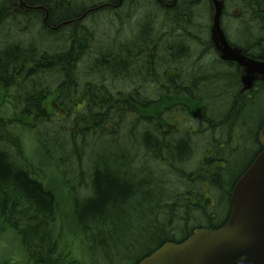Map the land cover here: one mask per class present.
<instances>
[{
  "label": "trees",
  "instance_id": "trees-1",
  "mask_svg": "<svg viewBox=\"0 0 264 264\" xmlns=\"http://www.w3.org/2000/svg\"><path fill=\"white\" fill-rule=\"evenodd\" d=\"M38 1L40 0L31 2ZM53 1V4L47 6L50 11L49 13L47 10V24L55 27L52 12L61 8L65 10L66 6L67 10L57 24L66 20L70 21V25L49 31L51 39L44 43L47 45L52 41L54 55L56 58L61 55L62 60L56 59L54 66H47L50 61L40 55L36 56L37 51L31 46L23 52V59L30 64L19 76L20 70L15 67L13 57H7L5 52L0 53V72H4L7 77L11 71L15 78L14 85L6 87V84L2 85L0 78V139L2 136L4 138L3 141L0 140V146L3 144L4 147L0 151V211L12 214L11 211L14 210L20 221L24 209L36 211V215L24 213L27 227L22 232L17 231L30 261L33 264L61 262L59 258L54 259L58 255L60 243L56 234L58 224L54 223L56 215H60V222L67 210L75 228L73 233L79 236V241L83 243L82 250L89 255L88 261L91 264H116V260L111 257L113 247L117 252L118 249H123L124 252H118L123 255L148 246V252L144 256L126 261V264H134L163 243L176 242V230L187 233V229L177 227L176 222H196L193 227L209 225L213 230L221 228L228 219L230 208L227 218L222 222L211 214L213 221L201 224L194 216L198 215V208L202 207V204L190 203L192 195L200 193L196 191L200 186L196 175H210L217 184V191L220 189V195L227 189L224 178L226 174H220L225 171L228 161L216 159L221 166L215 170L214 156L210 154L215 151L214 144L221 157L228 153L231 141H236L241 136L236 130L238 124L243 123L241 120H244V115L239 110L249 107L247 103L253 101L240 94L241 83L236 66L221 62L215 56L210 60L206 59L211 55V43L201 0H178L165 7H159L157 0H125L124 6L128 7V11L121 23L129 25L128 28L120 26V29L104 26L114 20L117 12L106 14L107 19L113 18L108 22L102 14L91 17L89 21L92 26L87 28L89 21L83 19V13L91 6L92 0ZM93 1L96 4L102 0ZM224 1L228 9L223 16L224 27L231 42L252 57H264V0ZM38 11L22 15L23 19L15 12L11 18L16 22L20 20L22 24V21L35 19L37 24V17L41 16ZM234 12L236 15L233 16ZM230 19L236 28L235 36L227 28ZM8 20L1 18L0 27L3 28ZM41 20L43 21V16ZM131 27L134 34L137 31L143 36L161 37L168 49L150 60L151 54L140 53L135 48L136 40L131 35ZM179 28L182 33L178 31L179 35H176ZM32 29L27 27L17 31L27 34ZM43 29L48 30V27L44 25ZM169 34H173L170 39L167 38ZM60 35L62 39L59 38ZM171 46L176 47L172 49L174 51L170 49ZM11 49L12 46L5 51L8 53ZM87 49H96L99 53L94 58H87L84 54ZM180 49L186 50L191 55L190 59H180ZM184 63L190 69L185 70ZM44 71L49 77H54L45 88L38 89L28 74ZM198 74H202V80ZM7 79L12 78L9 76ZM217 86L219 94L228 90L237 95L238 109L233 108L230 112L211 117L212 100H207V103L204 100L206 97L211 99L216 96L209 95L211 91H217ZM257 101L258 99L254 100ZM224 104L229 105L226 101ZM252 107L254 110L258 108ZM60 113L64 116H58ZM128 113H132L135 119L141 117L144 119L143 123L161 131L155 133V141L150 147L134 146L131 157L128 156L133 148L130 143L121 147V154L116 149L113 150L116 142L114 139L126 138L124 122ZM51 114L55 117L51 118ZM102 115L107 117L101 119ZM183 119L198 120L199 129L193 133L194 137L205 143L201 151L194 139L183 138L185 134L193 137V133L183 125ZM2 121L9 123V126L4 127ZM171 122L179 125L180 129H175ZM15 125L18 128L7 129ZM104 125L108 127L103 131L110 137H102L101 129ZM117 126L124 129L116 131L114 128ZM23 134L30 136L29 141L40 152L42 149L46 150L48 156L45 159L55 162L60 171L67 168L63 171V175L69 180L64 186V190L68 189L65 203L61 204L49 191L48 182L43 181V178L46 179L45 175L37 178V173L41 170H31L27 162L24 163L29 167L11 163L8 148L13 147L16 153L19 152ZM217 136L221 138L219 141L216 140ZM104 138L114 142H109L106 147L108 149L101 150L98 146ZM140 162L144 163L142 167ZM86 163L89 164L85 166ZM103 164L113 174L100 175L97 167ZM84 166L90 171L89 178L94 183L91 194L85 192V197L80 191L83 188L81 181L89 179L85 177ZM138 166L148 178L143 184L131 186L127 176L132 175L125 171L131 168L135 173L134 167ZM116 173L125 183L119 180ZM132 178L135 180L134 176ZM171 178L181 182L185 201L180 202L182 200L176 194L166 193L161 195L164 201H158L157 206L153 207L151 197L156 196V193H163ZM127 201H131V206L126 205ZM62 208L67 210L63 211ZM203 211L206 212V209ZM207 215L203 214L206 220ZM32 222H36L32 225L38 224L32 239L39 243L29 239L28 228ZM128 222L132 225L129 228ZM7 229L16 231L12 227ZM187 231L184 238L191 233V230ZM87 244L97 245L91 248L94 256H91ZM44 245L49 248L46 257L41 252ZM97 250L104 254L102 262L96 257ZM125 259L120 258V262Z\"/></svg>",
  "mask_w": 264,
  "mask_h": 264
},
{
  "label": "rangeland",
  "instance_id": "rangeland-1",
  "mask_svg": "<svg viewBox=\"0 0 264 264\" xmlns=\"http://www.w3.org/2000/svg\"><path fill=\"white\" fill-rule=\"evenodd\" d=\"M200 4L203 6L202 10H204L206 12L205 15H206L207 19L205 20V22L207 23V26H210L211 17L213 16L212 15L213 14L212 3L210 2V0H201ZM205 5H207V7L204 8ZM234 15H236L235 12H234L233 16ZM11 19L12 18H10L9 20H11ZM231 20L232 19L228 20L227 28L229 29L230 33L233 34L232 36H235L236 35V32H235L236 28L234 27L233 22L231 23ZM22 22H23L25 28L32 27L35 24L34 20H31L30 24L25 22V21H22ZM18 26H19V22L12 21L11 28L15 34L18 33L15 31V30H17ZM19 35L18 36L20 38L22 34L19 33ZM24 39L27 40L26 37H24ZM210 59L211 58L209 57L208 60H210ZM262 93L264 95V90ZM211 95H216L210 99V102L212 100L211 106H213L215 108V113L217 112L214 115H212L210 113L211 117L218 116V115L224 113L225 111L229 112L227 110V106H225L224 101H223L224 96L219 94V87L217 88V91H211L209 96H211ZM205 100H206V102H205ZM205 100H204V103H207V97ZM248 106L249 107H244L242 109V114L244 115V120H243L242 124H243L244 128L240 124H238L239 129L237 131L239 132L241 129V133H243V134H241V139L239 140V142L236 146H232L236 143V141H231V145L229 146L228 153L226 152V155L224 154V157L226 156V160L228 161V163L226 164L225 171L224 172L222 171V174H220V176H223L224 173L226 174L224 178L226 179V188L227 189H225L221 193V195L218 197L219 191H216L215 187H214L215 188L214 192H212V193H210L212 191V188L207 189V187H208L207 183L211 184L212 179H208L207 177L205 178L204 176H203V178L200 177V181H201L200 185L204 186L205 190L207 191L206 193H203V190L201 188V190H200L201 194H207V197L209 200H211V202H212L211 205H213V207L215 206V200H214L215 198H216V200L219 198V200L221 201V204H220V202L218 200L217 206L215 208H212L215 215L218 218H220L221 222L227 217L228 210H229L228 191L230 190L231 186L233 185V183L235 182L237 177L252 162V160L255 158V156L257 155L258 150H259L258 144L256 141V134H257L258 128L260 126V123L264 120V99L259 102V107L257 108V112H255L254 108L251 105H248ZM9 107H11V105H9ZM58 116L63 117L64 115L60 113V114H58ZM50 117L54 118L55 116H53L51 114ZM183 125L185 126V128L187 130L188 129L198 130L197 129L198 123L192 122L191 120L185 121V124L183 123ZM177 127L178 126L175 125V128H177ZM247 127H249V130L246 129ZM192 135H193V137L187 136L185 134L183 136V138L194 139L195 143L200 145L198 148L201 151V149L204 147L205 143L202 140L198 139L197 137H194V134H192ZM121 137H124V136H121ZM29 138H30L29 135H25V134L22 135L21 145L19 147L18 163H22L24 165H27L26 163H24V162H27L31 166V167H29L27 165L30 169H32V170L41 169L42 174H40V176L45 175L46 179L43 178V181L48 182L49 191H51L55 195L56 199L61 204L65 203L66 190H68V189L64 190V186H66V184L69 180H67L65 178V176L63 175V173L65 174V172H63V171H66L67 168H63V171H60L59 167H57L55 162L52 163L50 159H45V157L48 156V153L46 150L42 149L41 155L37 150H35V152H33L30 149L31 146H29L31 143L29 141ZM220 139H221L220 136H217L216 140L219 141ZM115 143L117 144V142H114V144ZM31 144H33V143H31ZM108 144H109V142H102V144H99L98 148L101 150L108 149V148H106L108 146ZM215 156H219V158H222L220 155H218V153H216L214 155V157ZM222 159H224V158H222ZM213 165H214L213 168L218 167L220 165V162L215 161V162H213ZM84 171L86 172L85 177L87 176V179H88L90 171L88 170L87 167H84ZM78 185H79V182L77 183V186ZM80 191H81V194L85 197L86 193H85L84 186H83V188H80ZM208 193H210V195ZM215 195H216V197H215ZM203 201H205V198H203ZM7 204H9V203H7ZM62 206H64V205H62ZM61 210L66 211L67 209L62 208ZM170 211H174V210H170ZM68 215H69V213L67 210V212L61 217L60 222H59L60 215L57 214L55 217L56 223H54V224H58L62 227L63 226L65 227V230L63 232L64 235L56 232V234L59 236L60 243H59V247L57 248L58 255H56L55 258H59L61 260V262L59 264H91L88 261L89 255L85 254L82 250L83 243H81L79 241V238H78L79 236L77 237V236H75L76 233H73L75 228L73 227V224L71 221V215H70V217ZM22 217H24V220L26 221L25 215H23ZM211 217H212V215L210 213H208L207 221H209V222L213 221V219ZM9 218H11V217L8 216L7 212L4 213V212L0 211V223H2L1 219L5 220V219H9ZM204 220L205 219L203 217H201L200 221L205 222ZM158 221H160L159 218H158ZM33 223H36V222L29 223V228H28L29 239L32 242H38L39 243V241L32 239L33 231L38 225V224L32 225ZM130 226H132V225L130 224V222H128L127 227L129 228ZM26 227H27V224H26ZM6 229H7V227L5 228V230ZM10 233L11 232H9V234H7V235L4 234L1 237L2 239L0 238V264H31L29 262L28 258L26 257V255H27L26 248L22 247V244H23L22 241L20 239H18V237L13 238V235ZM47 233L45 234V236H47ZM68 235H70V238H68ZM87 245L89 248V252L91 253V256L92 255L94 256V252L91 248L93 246H97V245H91V246L89 244H87ZM143 245H146V243H143ZM113 248L111 249L112 254H113L111 257L116 260L115 261L116 264H126V261H134L138 258V256L144 255L148 252V246H147L146 248L142 247V249H140V250L137 248V250L135 252L132 251L131 253H124L123 255H120L118 252H124V250L118 249V252H117ZM48 251H49V248L46 245H44L43 250H41L42 255L45 254L43 257H46V255L48 254ZM96 253H97L96 254L97 259L100 262H102L101 258H102V256H104V254L102 252H99V250H97ZM120 258H126V259L124 261L120 262Z\"/></svg>",
  "mask_w": 264,
  "mask_h": 264
},
{
  "label": "bare ground",
  "instance_id": "bare-ground-1",
  "mask_svg": "<svg viewBox=\"0 0 264 264\" xmlns=\"http://www.w3.org/2000/svg\"><path fill=\"white\" fill-rule=\"evenodd\" d=\"M23 4L27 5L29 10L34 11V10H39L38 13L39 14H43L45 13L44 10H48L49 8L47 6L51 5L54 3L53 0H40L37 3H32L30 0H20ZM178 0H157V3L159 5V7H165L167 6V4H174L177 3ZM181 1V0H180ZM199 1V0H198ZM185 2V1H184ZM94 1L92 0L91 2V6L88 7L87 9H85L84 13H83V17L85 20L90 19L93 16H98L100 14H102L104 16L105 21L108 22V20H112L113 18H109L107 19L106 14H112L113 12H117L116 16L114 18V20L112 22L106 23L104 24V26L106 28H116V29H120L121 27H126L128 28L129 23H124L122 24V20L124 19V17L126 16V13L128 11V7L124 6V4H126L125 0H102L99 3L93 4ZM23 6H21L17 1L15 0H0V23L1 18H5V19H10L12 16V13L18 12V17H20L21 19L24 18V16L27 13V9L24 8ZM60 9V8H59ZM63 10L62 8L60 10H56L55 12H52L51 17L53 18L54 21V26L58 27L60 25H62L63 23L67 22L65 21H61L60 23L57 24L58 20L64 15L65 11L67 10V7L64 6ZM42 15L40 17H37V20L39 22H42ZM44 20V17H43ZM12 20H8L6 22V24L3 26V28L0 27V53L5 52L7 57H13V60L16 62V68H19V76L21 73H23L25 71V67H27L28 63L26 59L24 58L23 52L25 50H27V48L34 46L35 50L37 51L36 56H41V58L46 59L47 61H50L49 64H47V66H54L55 64V60H62L61 55H59L57 58L54 55V45L53 42L51 41L49 44L45 45L44 42H46L47 40L51 39V36L49 35V31H53V26L48 28V30H44L43 27L40 25V23H37L36 25H34L32 29V31H30V33L27 34H22L21 37L19 38V34L18 33H14V31L11 28L12 25ZM57 24V25H56ZM91 23L88 22L87 23V28H90L92 25H90ZM88 31H90L89 29H87ZM182 29H178L177 30V34L179 35L178 31H181ZM176 32V31H175ZM182 33V31H181ZM174 34V33H173ZM173 34H169V36L167 35V38L169 37V39L172 37ZM19 35V36H18ZM131 35L134 37V39L136 40V43L134 44L135 48H137V51L140 53H149L151 54L150 56V60H152L154 57H156V55L159 52L165 51L168 49V46L164 43V41L161 39V37H148V36H143L141 34H139L136 31V34H134V31H132V27H131ZM16 37H18L17 39H15ZM24 37L27 38V40L24 39ZM60 39H62L61 35L59 36ZM15 39V41H14ZM14 41V42H13ZM34 41V42H32ZM166 45V46H165ZM12 46L11 52L8 51V53L5 51V49H8V47ZM175 46H171V50L175 49ZM174 51V50H172ZM99 53V50L96 49H87L84 51V54L86 55V57H95L96 54ZM178 54L180 56V59H190L191 55L184 49H180L178 50ZM19 56V57H17ZM1 65V63H0ZM186 65V67H185ZM190 65V64H189ZM183 67L187 69H190L189 67H187V63L183 64ZM13 72L9 71V74L7 77H11L12 79H7L5 73H1L0 72V78H1V83L2 85L6 86H13L14 85V80L15 78H13ZM28 76L30 77V80L33 83H36L38 86V89H42L45 88L48 85V81L50 79H52L54 76L49 77V75H47L44 72H34V73H30L28 74ZM199 78L202 80L203 76L202 74H198ZM6 82V83H5ZM7 83L9 85H7ZM222 96H224V101L226 102H230V103H239V100L237 98V95L234 94V92H224L222 94H220ZM132 113H128L127 116L128 118L126 119V121L124 122L125 125V129H126V138H118V139H114L117 144L115 143L113 148L116 149L117 152L120 153V149L121 147L124 148L128 145V143L133 145L132 150L130 151L128 156H132L134 154V146L138 145V146H147L150 147L153 143H154V139L156 136L155 133H160V129L159 128H154V126H149L146 125L144 122V119H142L141 117L135 119ZM107 116L102 115L101 119H105ZM3 126L7 127L9 126V123L2 121ZM58 125V124H56ZM122 126V125H121ZM121 126H117L114 129L116 131L121 132L122 128ZM105 127H108L106 125H104L101 129V134L102 137H110L108 135H106L105 133H107L106 131H103ZM1 141L4 140L3 136L0 139ZM101 142H114L111 139L108 138H104L101 140ZM113 149V150H114ZM75 160V159H74ZM78 160V159H76ZM88 162V161H86ZM17 164H21V167H23L22 163H17V162H13V165H17ZM89 163H86V165H88ZM144 163L140 162V166L142 167ZM84 166V167H85ZM79 170L80 167L77 165L76 166ZM83 167V168H84ZM135 168V173L131 170V168L129 170H126L125 172L127 174H130L132 176H134L135 180H133L132 176H127V178H130L128 180V184L131 186H136V184H143L146 179L148 178L147 174H142L141 168L138 166L134 167ZM140 171H139V170ZM97 171L100 175H106V173L109 174H113L111 171L108 170V168L106 167L105 164L97 167ZM141 172V174H140ZM115 173V172H114ZM117 174V173H116ZM118 175V174H117ZM119 180L124 182V179H122V177L120 175H118ZM95 177L96 175L93 177L94 181H95ZM125 183V182H124ZM93 182L90 180V178L88 180H84L81 181V185L84 186L85 192H89V194H91V189H94L93 187ZM181 182L179 183L178 181H174V178H171L169 180L168 186L165 188V191L163 193H156V196L151 197L153 200V207L157 206L158 201H164V199L162 198L161 195H164L166 193L168 194H176L180 200V202L185 201V199L183 200V195L184 193L181 192ZM94 197V196H93ZM95 198V197H94ZM128 206L131 205V201H127ZM21 208V207H20ZM13 212L12 214H8L9 217H11V219H5L3 224L7 225L8 227H12L13 229H15L16 231H24L26 229V225H22L20 223V221L17 219L18 215L17 213H14L15 211H11ZM24 213H33L36 215V211L33 209L31 211L24 209L23 210Z\"/></svg>",
  "mask_w": 264,
  "mask_h": 264
},
{
  "label": "water",
  "instance_id": "water-1",
  "mask_svg": "<svg viewBox=\"0 0 264 264\" xmlns=\"http://www.w3.org/2000/svg\"><path fill=\"white\" fill-rule=\"evenodd\" d=\"M212 2L213 43L224 61L244 68V89H251L256 75L264 77V61L251 59L228 43L221 22L225 3ZM258 140L264 147V123ZM231 203L232 213L223 228L196 230L182 244L168 243L139 264H264V152L236 184Z\"/></svg>",
  "mask_w": 264,
  "mask_h": 264
},
{
  "label": "flooded vegetation",
  "instance_id": "flooded-vegetation-1",
  "mask_svg": "<svg viewBox=\"0 0 264 264\" xmlns=\"http://www.w3.org/2000/svg\"><path fill=\"white\" fill-rule=\"evenodd\" d=\"M239 72H240V77H242V75H243V73L244 72H242V70H240L239 69ZM261 80V82H264V80H262V79H260ZM235 107H237V106H235ZM36 117V116H35ZM3 145V144H2ZM2 145L0 146L1 148H4V147H2ZM0 151H2V150H0ZM17 151V150H16ZM8 152H9V154H10V161H11V163L13 164V162H17L18 163V155H19V152L17 151V153L15 152V149L13 148V147H9L8 148ZM18 154V155H17ZM7 206H9V204H7ZM24 215V213H21V217ZM23 218V221H24V217H22Z\"/></svg>",
  "mask_w": 264,
  "mask_h": 264
}]
</instances>
